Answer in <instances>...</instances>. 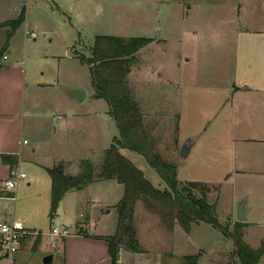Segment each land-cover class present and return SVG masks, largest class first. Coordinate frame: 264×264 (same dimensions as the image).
<instances>
[{
	"label": "rangeland",
	"instance_id": "obj_1",
	"mask_svg": "<svg viewBox=\"0 0 264 264\" xmlns=\"http://www.w3.org/2000/svg\"><path fill=\"white\" fill-rule=\"evenodd\" d=\"M91 2L85 6L82 5L83 0H78L75 7L77 11L73 10L70 16L67 14L64 16L58 11H45L48 4L45 0H31L26 8V21L12 38L13 48L12 50L10 48V51L14 60L23 62L22 65H18L27 69L32 83L52 82L61 78L62 84L76 81L84 87H90L89 68L79 61L90 57L96 36L142 38L146 34L156 37L161 33L163 37H167L166 43L148 47L151 42L142 49L141 54H138L140 51L137 53L128 84L139 106H142L141 110L143 112L148 110L146 119L149 115L153 118L145 120L144 126L154 151L161 154L166 162L177 165L181 184L197 181L209 185L212 188L209 203L216 205L220 223L228 225L230 230H233L234 224L230 220L235 216L236 196H243L255 190L262 199L264 182L249 178L226 179L225 159L231 155L227 153L229 151L227 136L235 134L242 137L254 134L257 128L251 125H247V129L233 128L230 121L224 117L227 114L224 109L228 110L231 105L228 84L234 82L233 78L238 72H242L247 61L253 63L252 69L261 67L260 75H264V11L257 7L252 12V26L263 30L254 38L257 40L255 45L258 48L251 49V44L249 49H245L247 46L245 41L251 39H241L243 34L237 35V32L232 30L233 17L227 16V8L232 0ZM59 3L62 5L63 2ZM199 4L201 7H195ZM190 7H193L192 12L184 16ZM67 17L72 18L76 30L68 23ZM26 31L37 36L29 39ZM261 40L262 44L258 45ZM2 42L3 32H0V52L4 49ZM180 56L184 62L185 56L191 59L182 69L177 67ZM172 79L178 80L179 83L170 84L169 81ZM203 86H208V89ZM141 92L144 94L143 97L138 96ZM248 99L246 94L238 96L235 105L246 101L244 106L249 115L257 105L248 104ZM83 105L88 106L89 102ZM111 135L113 138H119L114 121ZM179 137L184 143L200 139L199 146L186 159L179 154L181 148ZM238 152H241V146L237 148L236 153ZM122 153L144 172L146 178L157 189H166L165 183L142 155L126 149L122 150ZM248 155L264 164V147L250 146L248 150L245 148L244 154H238L241 158ZM102 157L101 154L97 160L92 161L99 165ZM68 170L71 172L73 168ZM109 183L113 186L120 185L115 180ZM119 187L122 195L124 188L121 185ZM91 190L92 188L79 195L77 203H83L91 194L89 193ZM81 197H84L82 201ZM115 197L116 192L113 193L110 202H115ZM76 199L75 197L74 200ZM139 204L142 205L143 201H139ZM81 205L84 206V203ZM111 213L108 222L113 220L117 225L119 221L116 210L111 209ZM97 216L99 215H95V218ZM67 218L66 216L60 218L55 226L61 228L62 224L74 225ZM239 223L244 225L245 241L253 248H259L261 241L264 240V216L258 226L248 227L247 222ZM159 225L157 231L162 241L157 239L153 242H143L142 247L152 246L159 248L158 251L162 250L160 255L162 264H182L186 256L196 255L201 251L206 252L208 258L203 263L208 264V259L212 257L211 253L221 248L220 244L229 245L233 250L232 241L210 225L196 226L187 236L178 228L168 234L162 221ZM133 226L135 230L140 226L139 219L134 218V215ZM224 257L226 263L220 259L217 260V264H240L233 253H228Z\"/></svg>",
	"mask_w": 264,
	"mask_h": 264
},
{
	"label": "crops",
	"instance_id": "obj_2",
	"mask_svg": "<svg viewBox=\"0 0 264 264\" xmlns=\"http://www.w3.org/2000/svg\"><path fill=\"white\" fill-rule=\"evenodd\" d=\"M30 1L0 0V32H3L2 47L4 48L0 52V223L18 220L25 226L26 234L22 239L21 248L13 257L15 264H44L43 260L48 255L53 256L51 264L55 262L57 264H111L107 238L116 234L118 224L116 225L113 220L108 222V218L112 216L111 209L116 210V206L123 196L121 187H119L121 184L113 186L112 183H109L111 180L98 181L89 184L81 191L71 190L62 198L56 212L52 213L53 181L49 169L62 166L65 174L73 176L79 172L81 160H97L111 147L113 139L118 138H113L111 135L114 120L109 113L107 103L102 99L95 98L92 84L90 87H84L76 81L62 84L61 78L52 82L32 83L28 77L27 69L18 65H22L23 62L14 60L13 53L10 51V48L11 50L13 48L12 38L26 21V8ZM45 1L48 3L45 11L48 12L50 10H52L51 12L58 11L60 15L70 16L73 10L77 11L75 7H77L78 0ZM61 1L62 5L59 3ZM232 1L227 8V16L233 17L232 30L237 32V35L242 33L241 39L243 40L244 38L251 39L245 41L247 44L245 49H249L251 44V49L258 48L255 45L257 40L254 38L263 30L252 26V12L257 7L264 11V0ZM83 2L82 5L86 6L90 2L94 3L95 0H83ZM195 7H201V4ZM192 9L193 7L188 8V11L183 15H190ZM22 13H24V22L19 28H15L13 22ZM83 18L85 19V17ZM68 21L73 30H76L72 18H69ZM157 36L159 38H156ZM157 36L151 37L146 34L142 38L152 39V44L148 47L167 42V37H163L161 33ZM262 42L261 40L257 44L260 45ZM141 52L142 50L138 54ZM181 57L177 64L178 69H182L191 61L188 56H185V62ZM76 58L79 60L78 57ZM252 64L247 61L246 67L242 66V72H238L233 78L234 82L231 81L228 84L231 105L228 110L224 109L227 113L225 114L227 117L225 115L224 117L230 121L233 128L247 129V125H251L257 129L254 134L242 137L235 134L227 136L229 149L227 153L231 155L226 157L227 164L225 163L224 167L227 171L226 179L249 178L264 182V164L261 161L253 160L250 155L243 158L238 156L239 153L244 154L245 148L248 150L250 146L264 147V75H260L261 67L252 69ZM87 67L89 68V66ZM158 75L160 77V73ZM169 83L177 85L179 81L172 79ZM203 87L208 89V86ZM70 89L84 90L86 92L84 101L77 102L71 99L67 94V90ZM214 93L217 92L214 91ZM245 94L249 98L248 104L255 103L257 105L249 115L244 106L246 101L235 105L238 96ZM138 96L143 97L144 94L141 92ZM90 101L92 105H90ZM86 102H89L88 106L83 105ZM261 107L262 110H260ZM141 109L142 106H140V112L143 124H145V120L153 119L150 115L146 119L148 110L143 112ZM178 141L181 147L191 145L190 156L199 146L200 139L184 143L179 137ZM239 146H241V152L236 153ZM67 168H73V170L70 172ZM15 171L24 173L26 177L18 181L15 188L9 189L6 183L11 179L12 172ZM91 188L92 190L89 192L91 194L83 202L84 206L81 205L83 203H77L78 196L85 194L84 192ZM115 192L116 201L110 202ZM210 193L207 200L211 196ZM75 197L76 200H74ZM83 198L81 197L80 201ZM243 198H247L249 209L247 226L260 225L264 216V195L262 194L261 199L258 191L253 190L243 196H236L235 216L230 220L234 224L233 227L239 223L237 205ZM116 214L118 216L117 211ZM95 215L99 216L95 218ZM65 216L74 225L62 224V229L55 226V223ZM85 218L87 220H84ZM134 218H138L140 222V226L136 227L138 245L135 249L126 244L121 245L118 264H162V256H160L162 250L158 251L159 248L156 249L152 246L150 248L142 247L143 242H153L157 239L162 241L157 231L161 222L160 217L137 202ZM117 219L119 221V217ZM196 226L200 225H193L192 228ZM55 227L61 230L60 232L58 229V235L53 233ZM177 228L175 227L172 231L167 227L164 229L168 234H171ZM220 247L211 253L212 259H208V264H217V260L220 261V259L226 263L227 260L224 256L232 253L233 250L226 244H220ZM254 249H258V247ZM202 252L203 257L200 264H204V260L208 258L206 252ZM0 264H7L1 253ZM259 264H264V257Z\"/></svg>",
	"mask_w": 264,
	"mask_h": 264
},
{
	"label": "trees",
	"instance_id": "obj_3",
	"mask_svg": "<svg viewBox=\"0 0 264 264\" xmlns=\"http://www.w3.org/2000/svg\"><path fill=\"white\" fill-rule=\"evenodd\" d=\"M24 13L13 22L19 28ZM152 42L148 38H123L97 36L90 57L80 59L89 66L90 79L95 98L104 100L109 113L116 123L119 138L113 139L111 147L102 155L99 165L92 160H81L79 172L67 175L62 166L49 169L52 177V213L56 212L65 194L71 190H83L98 181L115 180L123 185L124 193L116 206L119 217L118 229L108 237L111 264H118L121 245L133 249L138 245L133 226L135 205L143 201L147 210L157 214L169 230L178 227L187 235L193 225L207 224L223 233L233 243V254L240 264H259L264 256V240L258 249L252 248L245 240L244 225L238 223L230 230L218 220L215 204L207 200L211 187L203 182L190 181L181 184L178 167L166 162L153 149L142 121L140 106L128 84L131 67L136 55ZM142 155L165 183L166 189H157L134 162L123 155L122 150ZM203 252L186 256L182 264H200Z\"/></svg>",
	"mask_w": 264,
	"mask_h": 264
},
{
	"label": "built area",
	"instance_id": "obj_4",
	"mask_svg": "<svg viewBox=\"0 0 264 264\" xmlns=\"http://www.w3.org/2000/svg\"><path fill=\"white\" fill-rule=\"evenodd\" d=\"M37 34L27 32V37L35 38ZM26 177L24 173L12 172L11 179L6 183L7 188L13 189L18 181ZM55 235L59 234L58 228L53 230ZM26 234L25 226L21 221L11 220L0 223V253L7 264L14 263V255L17 254L22 245V239Z\"/></svg>",
	"mask_w": 264,
	"mask_h": 264
},
{
	"label": "water",
	"instance_id": "obj_5",
	"mask_svg": "<svg viewBox=\"0 0 264 264\" xmlns=\"http://www.w3.org/2000/svg\"><path fill=\"white\" fill-rule=\"evenodd\" d=\"M67 94L69 95L71 99H74L77 102H82L86 98V92L81 89L67 90ZM190 151H191V145H183L180 149L179 154L182 158L186 159L188 158ZM248 212H249V209L247 207V198H243L241 201H239L237 205V220L239 222H246ZM52 261H53V256L48 255L44 258L43 263L51 264Z\"/></svg>",
	"mask_w": 264,
	"mask_h": 264
}]
</instances>
